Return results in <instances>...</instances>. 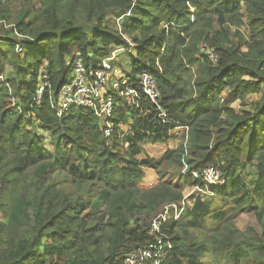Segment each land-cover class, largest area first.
I'll use <instances>...</instances> for the list:
<instances>
[{
	"label": "trees",
	"instance_id": "16d2710c",
	"mask_svg": "<svg viewBox=\"0 0 264 264\" xmlns=\"http://www.w3.org/2000/svg\"><path fill=\"white\" fill-rule=\"evenodd\" d=\"M119 48L111 70L133 86L152 74L168 123L144 97L114 106L110 136L82 108L58 116L73 59L96 69ZM0 74V264H126L156 242L149 226L164 204L180 202L184 186L206 189L184 163L211 165L225 183L188 195L179 219L161 226L172 244L161 264H264V231L257 242L236 225L255 198L264 204V0H0ZM252 93L262 96L247 109L232 106ZM179 126L188 127L185 142L138 157ZM143 168L158 176L148 189ZM246 169L257 175L252 185Z\"/></svg>",
	"mask_w": 264,
	"mask_h": 264
},
{
	"label": "built area",
	"instance_id": "2783aa9c",
	"mask_svg": "<svg viewBox=\"0 0 264 264\" xmlns=\"http://www.w3.org/2000/svg\"><path fill=\"white\" fill-rule=\"evenodd\" d=\"M119 33L128 42V47L125 49L131 50L133 48L131 41L120 30ZM18 36L22 37L21 34H18ZM18 47L16 45L17 51H20ZM123 49H116L111 55L104 57L96 69L85 67V64L79 57L73 59L69 78L59 88L56 95L53 107L56 114L60 116L71 109L82 108L87 110L99 119L104 135L110 136L114 127L112 120L114 106L118 105L120 100H124L127 105L134 107L144 97L155 106V111L157 117L161 119L160 121L168 123L165 110L160 105L161 95L152 74L143 72L138 78L137 86H133L129 84L127 77L118 73L117 76L114 73L115 69L111 70L108 67V64L111 65L112 60L115 58L114 54L118 50ZM210 57L213 61L217 59L213 53H210ZM42 72V78L46 79L45 70L43 69ZM109 76L117 79V88L110 86ZM0 79H3L1 74ZM44 87H49L46 81L37 90L38 99L42 95ZM178 128H182L185 131L188 130L187 126H179L176 129ZM181 171L184 174L189 173L192 178L203 182L206 186L205 190L194 186L191 188L190 193L201 191L202 193L212 194V190H209L208 187H220L225 183V179L220 176L219 171L211 165L197 170L194 168L189 169L187 163H184ZM187 196L185 195L180 202H169L163 205L162 209L153 217L149 226V232L155 235L156 242L152 241L142 248L139 256L135 255V251L128 254L125 259L126 264H141L145 262L147 264H161L170 256L172 244L170 239L161 232V226L166 222L179 219L184 210L185 203H190L186 198Z\"/></svg>",
	"mask_w": 264,
	"mask_h": 264
},
{
	"label": "rangeland",
	"instance_id": "374dc122",
	"mask_svg": "<svg viewBox=\"0 0 264 264\" xmlns=\"http://www.w3.org/2000/svg\"><path fill=\"white\" fill-rule=\"evenodd\" d=\"M18 5L15 3L12 5L11 10L13 12L17 11L18 9ZM242 15H243V21L245 23V25L247 24V17H246V12L244 7L242 8L241 11ZM107 22L110 25H116L115 21H112L109 17L107 19ZM6 24V22H4ZM236 29V27H230L231 32L234 31ZM238 29V32L242 35L246 36V28L245 26H241ZM136 34V33H135ZM17 37H19L17 35ZM23 37V36H22ZM129 39V36H126ZM3 46L5 47L6 45L3 44ZM4 50L6 51V53H9V49L4 48ZM210 50V49H209ZM120 56V57H119ZM118 57L121 59L119 60L117 58V61L121 62V66L124 68L123 70L117 69L119 70L120 73L122 72H126L127 69V55L125 53H119ZM22 61V60H21ZM23 64V62H21ZM116 66H118V62L115 63ZM5 71L7 73L11 74V66L9 64H6L5 66ZM108 67L111 68V65L108 64ZM126 70V71H125ZM193 72V80L196 78V72L195 70H192ZM118 72H116V75ZM108 80L110 81V86L112 88H117V79L113 78L111 76L108 77ZM221 96L223 98H227L230 96V91L228 90H224L221 93ZM262 96L261 93H252V94H248L247 96H245L244 98V103L245 105H240L238 101H235L232 103V106L234 108L238 109H247L254 101L260 99V97ZM120 130L122 132H125V130H127V125H120ZM38 133H40L41 135H46L42 130H37ZM170 134H172V137L169 138L165 143H157V144H152V143H145L143 146V154L139 155V158H143V157H154V158H158L160 157L165 150L168 149H174L176 148V146L183 140L185 142V140L187 139V134H188V130L185 131L182 128H178V129H174L172 131H170ZM47 143V142H46ZM47 147H49L50 149V145L47 143ZM186 150H188V148L186 147ZM145 171V175L143 177V179L141 180L140 187L143 189H148L153 187L157 182H158V176L157 173L152 170L151 168H143ZM182 170V167H181ZM249 170H245V174H246V179L247 181H250V184H254L255 181L257 179V175L254 172H248ZM181 172V171H180ZM184 194L187 196L189 194H191V188H188V186H184L183 188ZM241 198L240 200L237 199L236 202L237 205L239 207L240 204H242L241 202ZM222 202V201H220ZM254 203V207L249 210H243L242 213L238 214V218L236 220V225H237V231L243 236L246 237L250 240L255 239L257 242H260L261 240V233L264 231V204L261 203L260 201H258L256 198L253 200ZM247 205L244 206V209ZM259 210L261 211V214H257V212H259ZM260 215V216H259ZM0 220H2V216L0 214ZM26 234L29 235V230H26ZM253 254H255V252H253ZM264 261V258L262 259Z\"/></svg>",
	"mask_w": 264,
	"mask_h": 264
}]
</instances>
